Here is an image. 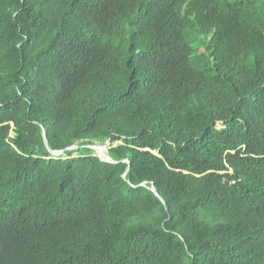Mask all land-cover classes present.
Returning <instances> with one entry per match:
<instances>
[{
	"label": "trees",
	"instance_id": "obj_1",
	"mask_svg": "<svg viewBox=\"0 0 264 264\" xmlns=\"http://www.w3.org/2000/svg\"><path fill=\"white\" fill-rule=\"evenodd\" d=\"M0 264H264V0H0Z\"/></svg>",
	"mask_w": 264,
	"mask_h": 264
},
{
	"label": "water",
	"instance_id": "obj_2",
	"mask_svg": "<svg viewBox=\"0 0 264 264\" xmlns=\"http://www.w3.org/2000/svg\"><path fill=\"white\" fill-rule=\"evenodd\" d=\"M42 136H43L44 146L46 147V149L48 150V152L51 154L52 157H58V156L63 155L66 151L78 149V146L77 145H73V146H70V147H68L66 149H63V150H58V151L51 150L49 148V146H48L47 137H46V133H45V130L44 129L42 130ZM108 145H109V143H105L104 145L103 144H93V145H89V146H86V147H88L89 149L93 150L94 153H95V155L101 161L106 162V163H117V161L113 160L111 158V156L108 154V152H107ZM123 162H128V161L127 160H123ZM141 185H144V183H142ZM149 189L164 204V201L160 197V195L157 193L155 186L154 185H151L149 187Z\"/></svg>",
	"mask_w": 264,
	"mask_h": 264
},
{
	"label": "rangeland",
	"instance_id": "obj_3",
	"mask_svg": "<svg viewBox=\"0 0 264 264\" xmlns=\"http://www.w3.org/2000/svg\"><path fill=\"white\" fill-rule=\"evenodd\" d=\"M106 143H108V142H106ZM104 144H105V143H104ZM104 144H103V145H104Z\"/></svg>",
	"mask_w": 264,
	"mask_h": 264
}]
</instances>
